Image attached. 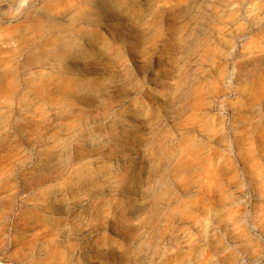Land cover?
<instances>
[{"label":"rangeland","instance_id":"obj_1","mask_svg":"<svg viewBox=\"0 0 264 264\" xmlns=\"http://www.w3.org/2000/svg\"><path fill=\"white\" fill-rule=\"evenodd\" d=\"M0 264H264V0H0Z\"/></svg>","mask_w":264,"mask_h":264}]
</instances>
